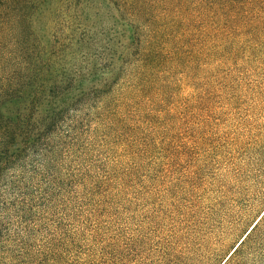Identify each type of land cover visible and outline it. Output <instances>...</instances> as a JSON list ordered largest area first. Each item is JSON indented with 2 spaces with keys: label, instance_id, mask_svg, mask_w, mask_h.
<instances>
[{
  "label": "trees",
  "instance_id": "obj_1",
  "mask_svg": "<svg viewBox=\"0 0 264 264\" xmlns=\"http://www.w3.org/2000/svg\"><path fill=\"white\" fill-rule=\"evenodd\" d=\"M263 43L264 0H0V264H90L171 142L204 132L174 90L204 75L210 95ZM219 264H264V209Z\"/></svg>",
  "mask_w": 264,
  "mask_h": 264
},
{
  "label": "rangeland",
  "instance_id": "obj_2",
  "mask_svg": "<svg viewBox=\"0 0 264 264\" xmlns=\"http://www.w3.org/2000/svg\"><path fill=\"white\" fill-rule=\"evenodd\" d=\"M223 83L207 95L203 75L174 90L175 105H204L195 126L204 132L171 142L153 181L129 193L96 240L90 264H219L262 212L264 43Z\"/></svg>",
  "mask_w": 264,
  "mask_h": 264
}]
</instances>
